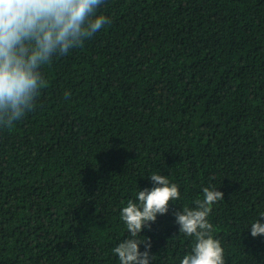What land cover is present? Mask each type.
<instances>
[{
    "label": "trees",
    "instance_id": "16d2710c",
    "mask_svg": "<svg viewBox=\"0 0 264 264\" xmlns=\"http://www.w3.org/2000/svg\"><path fill=\"white\" fill-rule=\"evenodd\" d=\"M97 14L110 23L54 55L34 110L0 129V264H120L121 210L154 173L180 198L141 233L151 264L191 252L174 213L212 186L225 264H264L247 229L264 213V0H103Z\"/></svg>",
    "mask_w": 264,
    "mask_h": 264
},
{
    "label": "clouds",
    "instance_id": "9594fccd",
    "mask_svg": "<svg viewBox=\"0 0 264 264\" xmlns=\"http://www.w3.org/2000/svg\"><path fill=\"white\" fill-rule=\"evenodd\" d=\"M103 0H0V129H11L32 112L45 85L40 69L54 55H66L71 49L103 30L109 18L97 14ZM70 95L65 93V96ZM152 187L139 189L120 217L128 235L113 249L120 264H151V242L141 235L158 215L169 211L180 198L179 186L168 176L151 174ZM203 200L195 207L174 213L179 232L194 237V246L181 264H225L224 248L213 238V225L207 217L211 206L222 200L223 192L214 186L203 189ZM262 213L250 223L253 238L264 235ZM140 245L145 250H140Z\"/></svg>",
    "mask_w": 264,
    "mask_h": 264
}]
</instances>
